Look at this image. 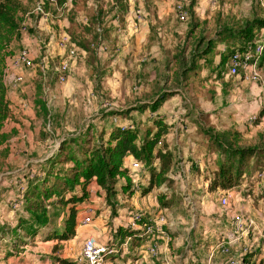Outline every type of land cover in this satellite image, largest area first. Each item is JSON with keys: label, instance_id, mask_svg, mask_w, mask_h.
<instances>
[{"label": "rangeland", "instance_id": "obj_1", "mask_svg": "<svg viewBox=\"0 0 264 264\" xmlns=\"http://www.w3.org/2000/svg\"><path fill=\"white\" fill-rule=\"evenodd\" d=\"M20 1L25 7L19 29L23 39L11 45L12 54L7 55L5 66L11 112L4 124V132L10 135L4 147L9 154L0 158V226L5 230L0 234V255L19 256L21 250L12 246L9 233L19 216H27L26 178L36 179L39 165L47 167V158L65 139L92 126L95 132L108 135L110 127H130L132 123L139 124L143 137L156 129L150 110L142 113L135 109L116 116L118 122L105 114L128 110L133 104L141 106L158 93L177 89L179 95L169 97L160 111L171 128L167 144L177 155L166 190L155 193V189L149 195L127 193L122 187L126 180L118 184L116 196L108 197L95 188L84 204L96 209V223L81 227L82 232L107 241L113 230L125 223L123 218L132 220L135 210L153 217L167 211L175 224L168 231L169 240L161 236L155 239L161 246L160 255L136 252V246H131L124 250V260L135 264H230L250 252L253 262L264 263V171L256 183L247 178L235 187L232 203L223 210L216 190L211 191L208 185L221 156L204 131L212 129L225 135L237 131L239 146L264 144V117L254 114L260 97H264L262 58L257 62L261 81L252 80L249 72L230 74L231 61L220 77L219 54L243 42L230 37L217 45L215 54L199 60V69L190 72L188 80H178L175 73L180 51L189 60L199 36H215L223 23L241 28L246 20L264 17V0H219L216 8L208 0H81L74 17L66 4L50 0L48 19L34 12L37 3L44 0ZM99 6L104 15L94 19ZM178 7L189 12L186 21L179 18ZM195 23L199 26L189 37ZM24 24L27 30L22 33ZM52 32L57 37L52 38ZM63 32L70 36V42L61 51L57 45ZM260 37L264 44V30ZM32 47L36 51L35 67L14 71V57ZM70 57L69 80L61 84L54 67ZM15 72L23 78L19 84ZM38 98L46 101L49 115L36 106ZM149 177L150 170L140 172L132 178L133 185L138 183L143 190L150 184ZM19 201L24 202L22 209ZM57 211L59 227L66 210H50L51 214ZM238 218L240 225L234 224ZM70 260L61 262L78 264V260ZM23 263L21 258L18 264Z\"/></svg>", "mask_w": 264, "mask_h": 264}, {"label": "trees", "instance_id": "obj_2", "mask_svg": "<svg viewBox=\"0 0 264 264\" xmlns=\"http://www.w3.org/2000/svg\"><path fill=\"white\" fill-rule=\"evenodd\" d=\"M79 1L81 0H59V4H66L68 6L66 10L74 17ZM50 5V0H44L43 8L46 12H49ZM102 8L99 6V11L97 10L98 12L96 11L92 18L103 17ZM24 10L25 7L20 0H0V158L8 156L9 152H6L7 148L4 149V147L10 139V135L4 132V124L11 112L10 103L6 99L8 90L5 79L6 57L12 54L9 48L13 43L22 42L23 35L21 36L19 29L23 22L20 15ZM39 17L42 19V16ZM97 20L101 24L100 20ZM221 25V29L217 30L215 36L207 38L201 35L196 38L197 42L191 48L189 60H186L183 51L179 52L176 56L175 69L178 80L182 78L188 80L189 73L199 69V60L215 54L217 45L230 37L243 41L242 44L233 45L228 52L219 54L221 61L218 74L220 77L223 76L224 67L230 63L235 52L245 53L250 46L257 45L261 32L264 30V17L255 16L246 20L241 28H231L225 23ZM197 26L199 24L193 25L189 37H192L193 29ZM53 37L57 36L52 32ZM74 40L84 47L77 38ZM39 89L42 92V87ZM175 94H178L175 89L163 91L142 103L141 106L132 105L128 107L130 108L128 110L111 111L105 114L115 118L135 109L142 113L150 110L151 120L156 129L149 130L143 137L140 135L139 124L132 123L127 128L114 125L110 127L108 135L104 132H95L92 126L82 134L65 139L47 158L48 166L39 165L36 179L29 180V175L26 178L24 210L27 216H19L17 226L10 231L12 246L19 249L27 245L28 241L30 243L37 240L65 242L75 238L83 210L81 205L87 202L89 195L92 194V188H97V192L100 189L103 190L108 197L116 196L118 184L126 180V183L122 184L123 191L135 193L134 179H132L134 173L129 167L130 161H138L150 170V184L141 189L140 194L149 195L155 189L166 185L169 182L168 176L177 163V155L167 144L166 139L170 134V128L160 111L167 99ZM36 104L44 115H49L46 101L38 98ZM260 117H264V110L260 113ZM204 131L213 140L221 156L208 180L211 191L218 188L233 190L242 185L247 178L255 179L254 183L257 182L259 175L264 171V144L239 146L237 131L228 132L227 135L215 133L212 129ZM160 143H162L161 146ZM41 174L45 175L42 177ZM60 208L66 212L60 217L62 224L58 227L56 219L59 213L57 211L51 214L50 210ZM0 234H5L1 226ZM114 235L122 241L132 237L135 246L147 242L140 229L127 223L117 226ZM4 237L5 235H2V238ZM249 253L241 255L242 264H264L260 261L253 262ZM126 261L121 251L120 254L111 257L110 264H126Z\"/></svg>", "mask_w": 264, "mask_h": 264}, {"label": "built area", "instance_id": "obj_3", "mask_svg": "<svg viewBox=\"0 0 264 264\" xmlns=\"http://www.w3.org/2000/svg\"><path fill=\"white\" fill-rule=\"evenodd\" d=\"M54 3H57L59 0H53ZM219 3V0H209V4L216 8ZM44 1H39L35 8V14L38 16H42V19H48V13L43 8ZM179 18L183 21H186L189 16V12H186L182 7H178ZM27 30L26 24L22 27V33ZM70 42V36L63 32L60 34V38L58 41L57 48L59 50H64L68 47ZM254 52V53H253ZM264 54V45H256L255 47L250 46L245 53L235 52L232 60H231V68L229 73L232 75H239L240 72H249L250 78L254 81H261V73H259L257 69V62L258 59H261ZM36 51L30 48H24L17 56L14 58L13 69L18 73L25 68H34L35 67V57ZM40 69L44 72L46 69L43 66H40ZM71 70V60L65 58L64 60L60 61L56 67H54V73L59 79L61 84H65L69 80V73ZM15 72V81L16 84H19L23 81V78ZM115 122H118V118L114 119ZM127 128V127H123ZM160 146L162 143L159 144ZM129 167L132 168L133 177H137L138 173L146 174L149 170L148 167L142 165L138 161H130ZM145 168V169H144ZM135 194L141 192L140 185L136 183L134 185ZM166 190V185H163L159 189L155 190V193H162ZM96 192L95 188L91 189V193ZM233 190H224L218 188L216 190V194L220 198V206L223 210H226L233 200ZM17 205L22 209L24 202L19 201ZM81 218L79 220L80 227H89L96 223L95 221V211L96 209L93 205L85 204L82 208ZM127 225H130L134 228H138L142 231V236L145 237V243L134 247L135 251L137 252H145V254H149L150 256L158 257L161 252V246L159 242H157L159 236L161 239L169 240V233L168 231L172 230L174 227V219L167 211H160L155 217L152 215L145 213L141 210H135L132 215V220L130 217L128 219ZM240 219H237V222H234L236 225H240ZM251 227H254V222H251ZM113 230V234L110 236L107 243H101L96 240L95 237H90L86 239L81 251V258L82 264H110L111 257L114 255L120 254V252H124V250L128 249L131 246H135L133 244V238H127L124 241L115 237ZM231 244V243H229ZM221 248H224V245H220ZM225 251V250H224ZM143 254V253H142ZM126 264H135L131 262L129 259L126 261ZM242 259L241 257L235 259L230 264H241Z\"/></svg>", "mask_w": 264, "mask_h": 264}, {"label": "crops", "instance_id": "obj_4", "mask_svg": "<svg viewBox=\"0 0 264 264\" xmlns=\"http://www.w3.org/2000/svg\"><path fill=\"white\" fill-rule=\"evenodd\" d=\"M208 2H209V0H208ZM262 40L263 39L260 37V39L258 40L259 43L257 42V45H262L263 44ZM31 49L34 50L33 47ZM64 50H66V49H64ZM64 50H61V51H64ZM71 58L72 57H70L68 59L71 60ZM262 62H263L262 65H264V54L262 56ZM175 91L177 92V89H175ZM177 95H179V94H177ZM259 102L260 103L258 106H260V107L258 109V112L257 111L254 112V114H256V115L260 114V112L264 110V97H262V99L260 97ZM133 105H135V104H133ZM170 131H171V128H170ZM168 136H167V138H168ZM123 220L125 221V223H127L129 221L127 218H123ZM82 231H83L82 228L79 226L77 229V235L75 236V238L70 239L69 241H65V242H60V241L42 242V241H38V240L33 241L31 243L29 242L27 245L21 246L19 248L21 251H20V253H17L19 255L17 258H15V256H13V255L12 256L8 255V257L3 255V254L0 255V264H7V263L18 264L19 260L21 258H24L23 264H62L63 262H61V260H64L67 258H69V260L70 259H72V260L74 259L75 261L78 260L77 263L82 264L81 263V261H82L81 260V251H82L83 245L85 243L84 241L86 239H88L90 237H95L96 240L101 242V243H105V242L107 243V241L109 240L108 239L107 241H100L95 236L96 234H90L89 235L87 233H83ZM63 248L65 250H63ZM1 257L4 259H1ZM52 259H54L55 261L57 260L58 262H53Z\"/></svg>", "mask_w": 264, "mask_h": 264}]
</instances>
